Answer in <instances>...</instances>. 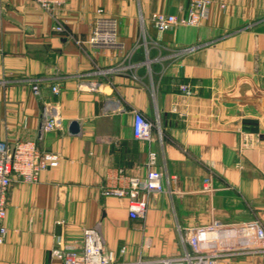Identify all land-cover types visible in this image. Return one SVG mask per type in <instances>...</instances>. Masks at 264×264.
Returning a JSON list of instances; mask_svg holds the SVG:
<instances>
[{
	"label": "crops",
	"instance_id": "obj_1",
	"mask_svg": "<svg viewBox=\"0 0 264 264\" xmlns=\"http://www.w3.org/2000/svg\"><path fill=\"white\" fill-rule=\"evenodd\" d=\"M191 1L67 0L52 16L0 0V141L60 157L36 183L11 185L0 264H60L57 239L77 246L97 225L120 262L177 258L185 231L219 224L233 227L209 235L227 249L218 264H264L242 228L264 229V0H210L201 26L160 35L152 15H185ZM100 18L116 47L89 43ZM46 109L62 130H42ZM135 112L153 123L151 142L134 137ZM150 151L165 191L142 193L147 215L133 219L126 197L104 191L145 179Z\"/></svg>",
	"mask_w": 264,
	"mask_h": 264
},
{
	"label": "built area",
	"instance_id": "obj_2",
	"mask_svg": "<svg viewBox=\"0 0 264 264\" xmlns=\"http://www.w3.org/2000/svg\"><path fill=\"white\" fill-rule=\"evenodd\" d=\"M41 9L53 13L66 4L67 0H33ZM221 7H224L223 5ZM210 0H192L185 15L177 16L166 13H154L152 22L158 33L164 34L167 31L180 26L199 27L207 21L210 15ZM98 14L103 15L99 10ZM63 23L57 21L54 31L65 32ZM89 43L96 47H116L117 33L114 26H108L101 18L96 23ZM35 96L40 94L39 84L32 87ZM181 91L186 95H192L193 89L188 85L181 86ZM53 93L58 95L60 90L53 87ZM49 112L45 110L46 120L44 131H55L63 129V119L57 114L47 119ZM154 125L141 113L135 112L133 133L137 140L152 141ZM157 155L150 151L148 154V171L145 179L130 178L126 188H111L104 191L105 196H115L128 199L129 215L133 219H144L148 212V201L141 199L142 193H163L165 191L163 175L155 167ZM60 164V157L55 153L41 151L32 141H17L13 145L0 141V244H3L8 232L6 227L7 219V198L11 185L18 181L22 183H36L41 174L55 169ZM233 226L216 225L208 230L185 231L184 243L188 249L184 256L155 261H138L134 264H218V261L227 254V249L218 247L211 233L227 231ZM248 229L251 242L247 246V253L261 255L264 259V229L257 221L246 223L242 227ZM247 232V231H245ZM252 232V233H251ZM208 235V239L201 236ZM57 246L53 249L52 255L60 264H128L115 259L114 255L106 248L101 226L86 229L82 242L75 245H65L61 238L57 239ZM121 256L126 254V248H122Z\"/></svg>",
	"mask_w": 264,
	"mask_h": 264
},
{
	"label": "water",
	"instance_id": "obj_3",
	"mask_svg": "<svg viewBox=\"0 0 264 264\" xmlns=\"http://www.w3.org/2000/svg\"><path fill=\"white\" fill-rule=\"evenodd\" d=\"M42 130H44V125H42ZM69 132L71 135H78L80 134V125L77 122L70 123Z\"/></svg>",
	"mask_w": 264,
	"mask_h": 264
}]
</instances>
